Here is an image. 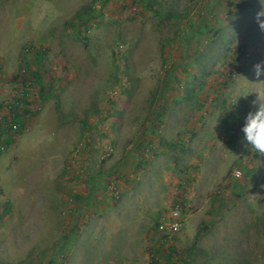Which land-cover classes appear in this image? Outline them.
Here are the masks:
<instances>
[{"label": "rangeland", "instance_id": "374dc122", "mask_svg": "<svg viewBox=\"0 0 264 264\" xmlns=\"http://www.w3.org/2000/svg\"><path fill=\"white\" fill-rule=\"evenodd\" d=\"M262 7L0 0V107L45 97L0 154V264H264Z\"/></svg>", "mask_w": 264, "mask_h": 264}, {"label": "trees", "instance_id": "16d2710c", "mask_svg": "<svg viewBox=\"0 0 264 264\" xmlns=\"http://www.w3.org/2000/svg\"><path fill=\"white\" fill-rule=\"evenodd\" d=\"M45 52L41 49H33V56H32V65L40 68V65L44 61ZM239 58H236L234 62H236ZM33 80L37 83L41 82V77L38 73L32 74ZM22 97L17 98L14 102L7 103L4 106H1L2 109L6 114L3 115L2 121L0 123V154L1 151L7 149L13 142V137L16 134H20L25 129L26 122L29 121L36 113H30L29 110L21 107L19 105L26 104L24 100L27 95V87L25 83L22 84ZM39 99L42 102L45 97H43L41 91H39ZM170 252H174V250H170ZM170 254L166 255L165 258L167 260L170 259ZM150 264H155L153 258L150 260Z\"/></svg>", "mask_w": 264, "mask_h": 264}, {"label": "clouds", "instance_id": "9594fccd", "mask_svg": "<svg viewBox=\"0 0 264 264\" xmlns=\"http://www.w3.org/2000/svg\"><path fill=\"white\" fill-rule=\"evenodd\" d=\"M261 17H264V7L256 13L254 18L258 22V27L264 31V22H260ZM251 69L254 78L264 77V60L253 64ZM253 103L256 104L255 110L246 114L240 128L241 146L251 153L264 156V102L258 100Z\"/></svg>", "mask_w": 264, "mask_h": 264}, {"label": "built area", "instance_id": "2783aa9c", "mask_svg": "<svg viewBox=\"0 0 264 264\" xmlns=\"http://www.w3.org/2000/svg\"><path fill=\"white\" fill-rule=\"evenodd\" d=\"M21 92L22 91H20V93H19V95H18L17 98L22 97L21 96L22 95ZM27 92L28 93L26 95V98L24 99L26 101V104L19 105V108L23 107V108L29 110L30 113H34V112L37 113L39 111V109H40V105L39 104L41 102L40 99H39V96H37V98L34 100V102L31 103L29 101L31 95H30V93H29L28 90H27ZM4 114H6V113H4ZM4 114H0V123L2 121V118H3V115ZM233 176L239 177L240 176V173L238 171H235L233 173ZM109 188L113 189L112 188V183L109 184ZM171 215L173 216V219H174L173 222L168 223V224H166L164 226V228H165V234H166V239H168V240L171 239L174 236L175 232L178 231V229L180 228V225H181V222L176 218L179 215V212H178L177 208L174 209V211L171 213Z\"/></svg>", "mask_w": 264, "mask_h": 264}]
</instances>
